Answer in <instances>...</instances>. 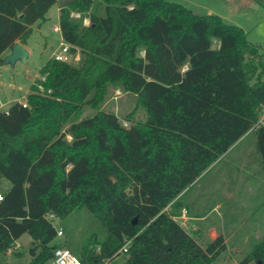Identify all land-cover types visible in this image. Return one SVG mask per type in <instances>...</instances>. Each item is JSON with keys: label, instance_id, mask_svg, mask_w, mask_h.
I'll list each match as a JSON object with an SVG mask.
<instances>
[{"label": "trees", "instance_id": "trees-1", "mask_svg": "<svg viewBox=\"0 0 264 264\" xmlns=\"http://www.w3.org/2000/svg\"><path fill=\"white\" fill-rule=\"evenodd\" d=\"M54 4L81 59L48 58L27 106L0 110V181L11 182L0 200V264L24 234L27 264H49L62 246L101 264L128 240L116 264H216L225 237L200 240L167 207L243 143L264 179V54L249 60L258 48L243 28L170 0H0V63ZM111 86L136 94L146 117L103 108ZM86 105L95 111L83 115ZM83 207L106 234L57 241L48 214L62 220ZM240 264H264V236Z\"/></svg>", "mask_w": 264, "mask_h": 264}, {"label": "rangeland", "instance_id": "rangeland-1", "mask_svg": "<svg viewBox=\"0 0 264 264\" xmlns=\"http://www.w3.org/2000/svg\"><path fill=\"white\" fill-rule=\"evenodd\" d=\"M170 1L180 3L198 14H217L221 16L225 23L240 26L247 33L250 43L258 48L256 53L248 54V59L258 62L262 54H264V0ZM59 11V4H54L47 12L44 20L33 24L32 33L27 39V47L30 54L26 62L18 60L14 65L6 64L5 67L0 69V110L7 109L14 101H26V96L31 91L32 84L38 82L40 68L59 49L63 37L60 31L55 30V26L59 25ZM80 15V12H72V16L75 18H79ZM89 22L90 20L86 16L83 19V23L87 25ZM218 44V40L214 39L213 46L216 47ZM141 53L144 54V51ZM71 54V63L77 64L81 59L80 52L77 51L75 54ZM137 97L136 94L124 91L119 86H111L109 87L108 98L102 107L117 112L121 117L133 110V118L140 120L146 117V112L142 106L136 105ZM94 111L95 108L86 105L83 115L91 114ZM261 117L264 118V112L261 114ZM122 122L126 126H130L133 121L131 122L122 118ZM68 139H71L70 135H68ZM245 145V143L241 144L228 157L207 171L202 179L194 185L190 194L194 191H199L202 194L204 189H215L222 187L223 184L226 187L255 188L256 193L250 191L246 197L243 196V198L237 199L234 205H236V208L241 206L240 208L242 209L239 212H242L241 214L246 215L250 220L254 218L258 222L259 218L263 217L264 222V179L260 173V164L256 162L255 155L252 156V161L249 159L247 161V157H245L243 161L239 162L237 158V154L246 148ZM10 185L11 182L8 179L2 178L0 181V192H4ZM202 196L205 198V201L210 203H213L215 198L218 197L217 194L211 195L208 192H205ZM236 214L238 215L239 213ZM230 216H233V214H226L227 219ZM178 221L185 227L188 223L183 217L178 218ZM54 224L62 228L65 227L67 231L66 233L64 229L63 234L57 238V241L64 242L68 240L70 245L77 239L88 238L94 234H97L98 237H103L106 234L102 225L85 207L72 212L62 220L56 218ZM255 227V225L246 224L247 230ZM189 228L186 227L188 231H190ZM207 232L208 229L206 231L208 237ZM258 232L261 235L260 238H262L264 236V227H260ZM31 243L32 239L30 235L24 234L16 242L14 248L8 251L4 264H27L30 259L29 247ZM249 247L250 243L233 242L230 239L227 244V250L216 264H240V259L246 254ZM15 253H21L22 255L17 256Z\"/></svg>", "mask_w": 264, "mask_h": 264}, {"label": "crops", "instance_id": "crops-1", "mask_svg": "<svg viewBox=\"0 0 264 264\" xmlns=\"http://www.w3.org/2000/svg\"><path fill=\"white\" fill-rule=\"evenodd\" d=\"M22 44L27 47V41L26 43ZM27 49L29 50L28 47ZM9 51H7V53ZM5 65L6 64L0 63V69L5 67ZM240 156L242 157L240 158V161H243V158L246 157L245 154H240ZM199 181H197V183ZM255 190V188L242 189L237 186L226 187L223 184L222 187L215 189H204L202 194L199 191H194L191 194L189 192L188 196L180 201L178 206L170 204L167 209H170L169 211L172 212L174 218L177 220L181 217L185 218L188 221L186 227H190L189 232L200 240H212L215 239L219 234H222L225 237L227 244L230 239L233 242L236 241L250 243L251 241L261 237L258 230L260 227H264L263 217L259 218L258 222H256L257 220L254 218L250 220V218H248L246 215H242V212H239V210L242 209L240 208L241 206L236 208L234 203L237 199H241L243 196L246 197L250 191H254L253 193H256ZM205 192H208L211 195L217 194L218 197L215 198L213 203H210L205 201V198L202 196ZM230 213H232L233 216H230L227 219L226 214ZM236 213L239 214L237 215ZM246 224L255 225L256 227L251 230H247ZM207 229L208 237L206 235Z\"/></svg>", "mask_w": 264, "mask_h": 264}, {"label": "built area", "instance_id": "built-area-1", "mask_svg": "<svg viewBox=\"0 0 264 264\" xmlns=\"http://www.w3.org/2000/svg\"><path fill=\"white\" fill-rule=\"evenodd\" d=\"M55 30H58L61 32L60 25L55 26ZM53 58H55L57 60H61V61H67V62H71V60H72V54L70 52V45L67 42H65L63 37H62V41L60 42L59 49L57 51H55L53 54ZM42 78L45 79V76H43ZM40 87L42 90L43 87L42 86H40ZM22 102H23V106H27V101H22ZM263 112H264V109H263L262 113ZM259 123H264V118L261 116L259 119ZM3 196H4L3 192H0V200L3 199ZM48 217L53 220V223L55 222V220L57 218L53 213H49ZM56 230H57V238H58L63 234L64 230L61 226H56ZM130 242H131V240L126 241V243L121 248H119L113 254V256L103 259L101 264H116L115 261L117 259H119L120 257H122V255L127 251ZM49 264H83V262L69 248L62 246V247H57L54 250V256L50 260Z\"/></svg>", "mask_w": 264, "mask_h": 264}, {"label": "water", "instance_id": "water-1", "mask_svg": "<svg viewBox=\"0 0 264 264\" xmlns=\"http://www.w3.org/2000/svg\"><path fill=\"white\" fill-rule=\"evenodd\" d=\"M29 56V50L21 42L17 41L11 47L10 51L4 56L2 64L14 65L18 60L26 62Z\"/></svg>", "mask_w": 264, "mask_h": 264}]
</instances>
